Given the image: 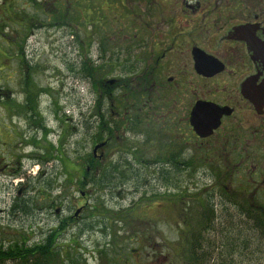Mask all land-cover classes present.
Listing matches in <instances>:
<instances>
[{
  "label": "rangeland",
  "instance_id": "obj_1",
  "mask_svg": "<svg viewBox=\"0 0 264 264\" xmlns=\"http://www.w3.org/2000/svg\"><path fill=\"white\" fill-rule=\"evenodd\" d=\"M74 1L0 0V242L26 236L35 244L53 227L43 240H53L61 264H191L185 245L203 208L194 188L185 199L171 184L207 178L157 174L153 158L166 137L160 141L148 127L122 135L117 117L105 118L111 134L104 166H116L122 140L144 153L139 162L128 158L134 171H110L99 187L92 183V174L100 179L105 170L91 154L105 130L98 127L97 109L116 103L120 91L108 81L127 74L131 64L118 48L134 30L123 31L108 15L104 30L89 31L79 23L85 9ZM17 197L29 199L28 215L11 211ZM52 202L64 212L51 207V213H39ZM77 208L84 209L78 219L59 225ZM240 208L220 207L221 217L209 221L208 230L200 228L198 243L216 248L204 264H217L218 247H228L225 237L238 241L230 264H264V240ZM197 259L192 264H200Z\"/></svg>",
  "mask_w": 264,
  "mask_h": 264
},
{
  "label": "flooded vegetation",
  "instance_id": "obj_2",
  "mask_svg": "<svg viewBox=\"0 0 264 264\" xmlns=\"http://www.w3.org/2000/svg\"><path fill=\"white\" fill-rule=\"evenodd\" d=\"M75 2L86 10L79 23L89 31L104 30L108 15L123 31L134 30L118 48L122 61L131 64L127 74L108 81L120 91L116 103L105 102L97 110L99 128L105 130L103 146L92 149V158L106 161L111 133L105 118L117 117L122 135L140 134L148 127L160 141L166 137L157 149L158 159L156 154L153 158L157 174L207 178L195 185L171 184L185 199L189 187L194 188L203 208L185 245L188 261L195 246L201 252L209 248L198 243L200 228L208 230L209 221L221 217L220 207H243L239 212L246 222L264 227V0ZM130 142L128 147L121 141L116 166L102 164L106 178L110 171L135 170L132 163L139 162L144 151ZM87 177L83 176L84 186L89 184ZM53 204L41 205L39 213H51V207L55 214L64 212L60 203ZM81 212L84 209H75L59 225L78 219ZM210 232L214 237L216 228Z\"/></svg>",
  "mask_w": 264,
  "mask_h": 264
},
{
  "label": "trees",
  "instance_id": "obj_3",
  "mask_svg": "<svg viewBox=\"0 0 264 264\" xmlns=\"http://www.w3.org/2000/svg\"><path fill=\"white\" fill-rule=\"evenodd\" d=\"M30 100V98L28 99ZM99 111V107L97 109ZM99 116L98 112L96 113ZM100 125L98 124V127ZM20 172V171H19ZM17 174V173H15ZM89 174V173H88ZM86 176V174L84 173ZM106 174L93 175L92 174V183L99 187L103 183V178H105ZM14 177V175H13ZM95 177V178H94ZM110 182V180H109ZM30 201L26 199V197H17L11 206V211L21 213L23 215H28L31 211L29 208ZM256 225L257 229L261 231V237L264 240V227ZM28 237L24 236L23 239L10 241L9 243L0 242V264H61L64 257L60 254V250H56V244H53V240L44 241L40 239V241L33 243H28ZM222 243L228 245L226 249L218 247L219 259L217 264H230V254L232 250L237 248L238 241L229 239L227 237L222 240ZM219 244V243H218ZM247 244H244L246 246ZM213 248L215 247L209 245V252L206 254L205 250L203 252L199 251L198 246L194 247V253H192L190 257L191 262H199L197 258L200 259V264H204V259H210L212 255ZM226 253V254H225ZM205 254V255H204ZM229 256V258H228Z\"/></svg>",
  "mask_w": 264,
  "mask_h": 264
},
{
  "label": "water",
  "instance_id": "obj_4",
  "mask_svg": "<svg viewBox=\"0 0 264 264\" xmlns=\"http://www.w3.org/2000/svg\"><path fill=\"white\" fill-rule=\"evenodd\" d=\"M103 146V143H99V144H96L93 148V151H96L97 149H99L100 147Z\"/></svg>",
  "mask_w": 264,
  "mask_h": 264
}]
</instances>
